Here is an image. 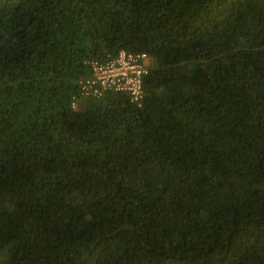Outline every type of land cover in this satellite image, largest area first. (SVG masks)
<instances>
[{
	"label": "trees",
	"instance_id": "16d2710c",
	"mask_svg": "<svg viewBox=\"0 0 264 264\" xmlns=\"http://www.w3.org/2000/svg\"><path fill=\"white\" fill-rule=\"evenodd\" d=\"M0 264H264V0H0Z\"/></svg>",
	"mask_w": 264,
	"mask_h": 264
},
{
	"label": "built area",
	"instance_id": "2783aa9c",
	"mask_svg": "<svg viewBox=\"0 0 264 264\" xmlns=\"http://www.w3.org/2000/svg\"><path fill=\"white\" fill-rule=\"evenodd\" d=\"M149 56L146 52L120 49L104 60L86 61L89 74L79 79L81 95L100 96L105 91L126 92L130 101L141 106L145 91L143 77L148 73ZM82 96H73L71 106L76 107Z\"/></svg>",
	"mask_w": 264,
	"mask_h": 264
},
{
	"label": "clouds",
	"instance_id": "9594fccd",
	"mask_svg": "<svg viewBox=\"0 0 264 264\" xmlns=\"http://www.w3.org/2000/svg\"><path fill=\"white\" fill-rule=\"evenodd\" d=\"M80 102H81V100L79 101L78 106H76V107H74V108H80V107H82V105L80 104Z\"/></svg>",
	"mask_w": 264,
	"mask_h": 264
},
{
	"label": "rangeland",
	"instance_id": "374dc122",
	"mask_svg": "<svg viewBox=\"0 0 264 264\" xmlns=\"http://www.w3.org/2000/svg\"><path fill=\"white\" fill-rule=\"evenodd\" d=\"M80 104H81V105H84V103H83L82 101L80 102Z\"/></svg>",
	"mask_w": 264,
	"mask_h": 264
}]
</instances>
